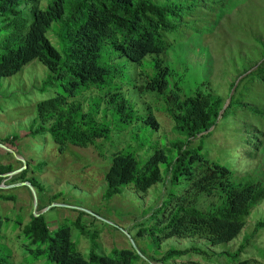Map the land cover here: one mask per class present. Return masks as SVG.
<instances>
[{
	"label": "trees",
	"instance_id": "obj_1",
	"mask_svg": "<svg viewBox=\"0 0 264 264\" xmlns=\"http://www.w3.org/2000/svg\"><path fill=\"white\" fill-rule=\"evenodd\" d=\"M230 1L51 0L44 10H38V0H0V23L5 33L0 41V78L16 74L35 60L48 72L39 90L56 84L60 87L54 97L35 105V118L27 136L48 135L58 153H63L68 146H90L102 155L100 143L96 141L108 139L110 127L106 121L110 116L122 128L141 121L157 130L151 114L135 115L123 96L128 86L166 98L164 113L175 135L166 150L174 156L167 161L164 150L156 148L139 170L134 154L119 150L110 155L109 166L103 174L105 200L130 184L135 192L145 193L161 180L158 169L161 162L167 161L165 170L171 182H184L186 187L178 195H170L152 213L151 219L160 226L155 229L157 242L174 237L197 238L210 246L227 243L240 233L250 211L264 200V180H256L250 174L233 178L226 164L207 158L206 149L202 152L211 130L234 116L240 123L241 145L247 146L245 156L252 158L263 147L264 138L260 136L264 135V96L252 95L251 88L258 84L264 90V53L259 61L240 73L243 77L238 84L229 83L226 97L213 93L205 80L189 89L188 94L181 92L178 82L171 80L172 72L160 58L173 44L168 35L175 33L179 26L196 20L198 15H216L218 19ZM23 2L33 4L29 23L14 12ZM54 22L58 23L56 36L60 52L46 37ZM147 56H152L148 63L151 73L135 70L133 75L126 76L125 72L130 73L128 67L115 63L116 59H123L139 66ZM136 77L141 78L137 86ZM81 92V97L89 93L97 101H71ZM98 93L102 94L97 96ZM226 99L228 103L222 110ZM11 171V165L0 164V175ZM26 174L27 169H23L10 177L9 182L26 181L39 189L35 179L27 178ZM12 198L0 194V201ZM201 198L210 203L203 209L198 207ZM260 228H264V221H258L253 232ZM21 236L28 247H35L33 261L42 255L54 264H132L137 258L131 249H112L103 255L97 252L94 242L84 258L71 247L69 228L62 226L50 233L41 215L30 216L21 228ZM242 250L241 245L232 254L234 264H251L249 260L236 259ZM183 253L168 250L156 262L167 264ZM9 256V251L0 256V264H12Z\"/></svg>",
	"mask_w": 264,
	"mask_h": 264
},
{
	"label": "rangeland",
	"instance_id": "obj_2",
	"mask_svg": "<svg viewBox=\"0 0 264 264\" xmlns=\"http://www.w3.org/2000/svg\"><path fill=\"white\" fill-rule=\"evenodd\" d=\"M50 3L51 0H38L36 7L44 10ZM32 5L31 2H23L14 12L29 23ZM217 17L198 15L196 20L185 22L167 37L173 44L160 58L172 72L171 80L178 82L181 92L188 94L189 89H194L205 80L213 93L226 97L229 83L232 82L233 86L238 84L243 77L240 73L248 65L259 61L264 53V0H231L223 16ZM57 27V22L52 23L46 37L60 52ZM4 34L0 23V41ZM150 57H145L139 66L126 63L123 59H116L115 63H124L128 67L130 73L125 72L126 76L133 75L135 70L151 73L148 67ZM47 74L46 68L34 60L16 74L0 78V146L9 151L0 147V164H9L14 171L21 168L20 161L15 157L24 161L26 177L34 178L39 184V189L32 187L36 210H43L41 216L50 233L62 226L68 227L71 247L84 258L94 242L97 252L103 255H108L112 249H131L137 256L132 264H160L156 260L168 250L184 253L167 264H234L231 256L242 245L243 250L237 260L264 264V228L253 232L256 223L264 221V200L250 211L240 233L227 243L210 246L201 239L174 237L156 241L155 229L160 226H156L155 220L151 219L153 211L170 195L176 196L186 187L183 181L171 182L170 174L165 170L167 161L174 156L173 152L170 154L166 150V146L175 137L171 132L172 123L164 113L166 98L128 86L123 96L135 115L145 117L151 114L157 123V130L141 121L122 128L110 116L106 121L110 127L108 139L96 141L100 143L102 155L90 146H68L63 153H58L48 135L27 136L35 118V105L54 97L60 90L59 84L39 90ZM136 80L137 86L141 78L136 77ZM81 94L71 101H97L96 97H89V93L87 97H81ZM251 94L264 96L263 87L258 84L252 86ZM237 119L234 116L221 123L217 121L219 123L211 130V135L204 140L202 152L206 149L207 158L226 164L233 172V178L250 174L263 181L264 145L254 157L247 158V146L241 145V128ZM9 140L12 142L9 143ZM156 148L164 150L167 160L158 164L159 182L145 193L135 192L130 184L110 199H103V174L113 152L131 151L140 170ZM0 179L1 186L14 184L9 179ZM0 191V194L13 197L11 201H0V256L9 251L8 260L12 264H54L47 262L42 255L33 261L35 247H28L21 236V228L33 216L34 201L29 190L14 187L0 188ZM209 204L206 198H201L198 207L203 209Z\"/></svg>",
	"mask_w": 264,
	"mask_h": 264
},
{
	"label": "water",
	"instance_id": "obj_3",
	"mask_svg": "<svg viewBox=\"0 0 264 264\" xmlns=\"http://www.w3.org/2000/svg\"><path fill=\"white\" fill-rule=\"evenodd\" d=\"M230 94H231V92H230ZM227 103H228V99L225 101V104L223 105L222 110L225 108V106H226ZM209 130H211V128ZM208 131H206V132H208ZM0 147L3 148L5 151H8V149H6V148H4L2 146H0ZM15 158L18 161H20L21 168H18V169L14 170V171H11V172H8V173H5V174H1L0 177H2L4 179H9L12 175H15V174L21 172L23 169H25L24 161L21 158H17V157H15ZM8 186L9 187H7V186H1L0 185V188L26 187L29 190L31 196L33 197V201H34L33 202V217H37L38 215H41V213H43V210L40 211V212H37V210H36V201H35L34 190H33L32 186L30 185V183H28L26 181H22V182H17V183L8 185Z\"/></svg>",
	"mask_w": 264,
	"mask_h": 264
}]
</instances>
